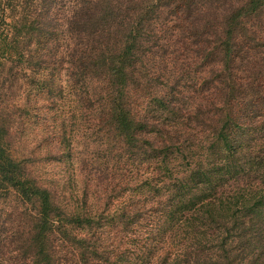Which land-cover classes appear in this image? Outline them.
I'll list each match as a JSON object with an SVG mask.
<instances>
[{"label": "trees", "instance_id": "1", "mask_svg": "<svg viewBox=\"0 0 264 264\" xmlns=\"http://www.w3.org/2000/svg\"><path fill=\"white\" fill-rule=\"evenodd\" d=\"M68 1L0 0V49L17 36L28 57L51 45ZM210 3L74 0L63 68L89 126L114 134L115 183L94 204L89 192L84 205L62 197L11 152L0 123V197L21 204L0 264H264V0ZM19 5L9 35L6 13Z\"/></svg>", "mask_w": 264, "mask_h": 264}, {"label": "rangeland", "instance_id": "2", "mask_svg": "<svg viewBox=\"0 0 264 264\" xmlns=\"http://www.w3.org/2000/svg\"><path fill=\"white\" fill-rule=\"evenodd\" d=\"M73 2L71 0V3L68 1L66 4H58L55 12L57 34L52 37L51 45H47L41 52L34 50V55L28 57L24 53L27 51V39L17 35L14 40L1 47L0 58L10 55L9 67L12 66V73L7 75V79L0 75V123L5 125V142L8 148L22 160L34 178L53 189H59L62 197L65 194L67 198L75 195L80 204L84 205L85 194L88 192L92 196L91 203L94 204L99 195L105 200L107 187L113 189V174L116 172L118 158L114 149V134L105 132L106 130L95 131L89 126L91 116L84 113L79 97L72 91L70 78L63 68L61 58L67 50L68 42L64 25ZM227 2L229 0H211L210 6L215 9L214 7ZM22 13L20 5L16 10L8 9L3 24L9 35L11 31L15 32L11 23L17 21L21 26ZM178 20V17L171 15L164 24L171 27ZM258 23L264 26L261 20ZM180 35L177 25L175 28L171 27L168 38L175 42ZM49 49L52 53L46 57L52 65L47 59H41L42 53ZM165 56L172 58L165 61L167 74L179 54L175 50ZM204 70H208V67ZM95 84L91 82L90 88ZM106 154L109 157L105 159ZM100 174L105 175L104 182L94 186L92 179L95 177L98 180ZM110 181L112 184H109ZM125 196L113 197L107 213L114 212ZM102 205L103 202H99L97 207ZM17 206L21 204L14 196L0 197V239L9 236L7 230L12 232L19 222L14 220L18 219L17 214H13L11 219L9 217V213H13ZM6 218L8 220L3 222ZM255 246L259 248L261 244L256 241ZM11 256L14 253L8 255L7 259Z\"/></svg>", "mask_w": 264, "mask_h": 264}]
</instances>
